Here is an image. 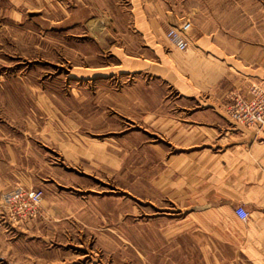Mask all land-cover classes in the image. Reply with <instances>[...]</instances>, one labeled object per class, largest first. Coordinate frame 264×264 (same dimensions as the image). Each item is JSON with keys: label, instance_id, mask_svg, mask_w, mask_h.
I'll use <instances>...</instances> for the list:
<instances>
[{"label": "rangeland", "instance_id": "obj_1", "mask_svg": "<svg viewBox=\"0 0 264 264\" xmlns=\"http://www.w3.org/2000/svg\"><path fill=\"white\" fill-rule=\"evenodd\" d=\"M185 1L179 21L264 45V0ZM121 44L143 45L129 0H0V264H254L212 227L225 213L156 186L180 149L151 113L175 92L121 74ZM30 187L39 213L12 219L6 199Z\"/></svg>", "mask_w": 264, "mask_h": 264}, {"label": "crops", "instance_id": "obj_2", "mask_svg": "<svg viewBox=\"0 0 264 264\" xmlns=\"http://www.w3.org/2000/svg\"><path fill=\"white\" fill-rule=\"evenodd\" d=\"M129 1L133 29L143 45L131 50L121 44V74L144 73L175 92L176 107L167 114L160 108L151 113L159 117L156 125L169 142L180 149L167 158L168 172L156 186L176 195L196 193L199 210L225 213L226 218L213 221L212 227L246 259L264 264V135L234 123L224 112L230 93L245 94L250 82L264 87V45L251 41L238 47L223 38L232 34L223 32L221 20L204 28L191 18L189 46L179 51L165 33L188 15L186 1ZM88 16L79 6L67 24L75 27ZM90 68L97 70L98 79L105 77V66ZM0 179L7 176L0 173ZM31 189L37 188L24 190ZM239 205L249 213L246 221L234 214Z\"/></svg>", "mask_w": 264, "mask_h": 264}, {"label": "built area", "instance_id": "obj_3", "mask_svg": "<svg viewBox=\"0 0 264 264\" xmlns=\"http://www.w3.org/2000/svg\"><path fill=\"white\" fill-rule=\"evenodd\" d=\"M191 27V20L184 18L170 26L165 37L177 50L185 51L189 46L188 31ZM227 99L224 109L227 118L264 135V87L260 83L250 82L245 94L230 93ZM41 199V190L17 189L8 196L5 205L11 218L21 221L39 213ZM234 214L242 221L249 217L248 211L241 205L235 207Z\"/></svg>", "mask_w": 264, "mask_h": 264}]
</instances>
